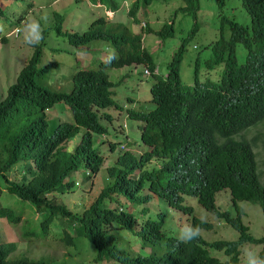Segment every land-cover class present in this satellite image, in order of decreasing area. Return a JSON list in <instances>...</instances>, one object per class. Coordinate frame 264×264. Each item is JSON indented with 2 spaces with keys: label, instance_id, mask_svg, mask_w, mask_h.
Returning <instances> with one entry per match:
<instances>
[{
  "label": "trees",
  "instance_id": "obj_1",
  "mask_svg": "<svg viewBox=\"0 0 264 264\" xmlns=\"http://www.w3.org/2000/svg\"><path fill=\"white\" fill-rule=\"evenodd\" d=\"M98 1L111 10L119 7L116 0ZM152 1H132L128 14L134 22H140L139 10ZM216 2L221 8L225 0ZM241 3L251 17V25L222 15L219 37L210 44L213 56L205 72L215 70L214 65L223 62V73L217 79L207 75L200 78L198 59L193 83L186 84L181 78L183 54L197 27L196 21L190 34L173 50L165 73L142 45V34L132 32L121 22H112L101 15L82 32L65 30L69 43L81 50L96 39L110 42L116 50L110 64L106 58L96 69L75 70L68 91L39 81L40 75L58 66V62L38 67L42 46L35 45L15 81L0 97V178L9 193L30 202L43 214L39 227L34 224L28 233L44 236L54 217L60 215L69 221L61 233L67 245L79 251L77 235H83L94 246L96 260L113 258L121 264H243L239 257V245L243 243H261L259 255L264 257V236H254L248 231V225L242 221L244 210L238 204L239 200L257 202L264 214V182L257 172L253 145L240 135L244 128L264 119V0H241ZM177 9L196 18L199 0H185ZM225 26L230 31L228 36L224 34ZM141 29L155 32L161 38L171 37L176 31L173 20L163 22L158 29L149 23ZM57 31L63 32L59 26ZM237 43L246 49L243 62L237 59ZM130 64H143L153 77L149 90L154 107L126 108L129 118L141 122L140 140L148 149L140 153L121 149L113 164L107 166L108 183L81 212L74 211L58 202L53 193L72 190L75 179L70 176L81 167L90 170L86 177L99 171L104 156L98 146L103 141L96 144L94 135L106 134L108 127L100 121L97 108L114 106L123 110L113 97L106 68ZM59 100L69 105L72 120L50 125L46 108ZM111 116L105 112L103 117L111 120ZM77 135L78 140L70 146L69 141ZM107 144L110 150L116 147L114 141ZM153 158L163 160L161 168L145 167ZM14 170L20 175L11 176ZM145 185L148 192L144 201L158 195L170 207L188 214L190 224L211 228V222L201 223L194 208L183 203L184 195L195 196L205 209L237 230L238 238L207 241L199 236L182 244L175 235L162 229L164 214L159 213L157 218H147L139 229L143 242L155 248L147 254L139 251L132 254L116 244L117 232L132 229L137 220L133 213L110 207L108 202L120 194L137 198ZM223 188L229 189L235 215L233 210H221L215 203V193ZM0 217L10 223L20 220V214L11 205L0 204ZM16 247L14 240L0 241V264H54L52 258L14 255ZM210 248L222 250L228 259L212 255Z\"/></svg>",
  "mask_w": 264,
  "mask_h": 264
},
{
  "label": "rangeland",
  "instance_id": "obj_2",
  "mask_svg": "<svg viewBox=\"0 0 264 264\" xmlns=\"http://www.w3.org/2000/svg\"><path fill=\"white\" fill-rule=\"evenodd\" d=\"M119 7L111 13L106 12L104 4L98 0H0L3 6V15L0 16V36L6 35L7 40L0 41V97L6 94L9 84L15 81L22 65L29 59L35 46L24 43L22 35L13 31L20 26L18 18H34L38 20L43 29L44 39L39 43L42 46V54L38 67L49 61L58 62V66L51 67L40 75L39 81L56 89L70 90L72 85V74L80 68H98L101 61L110 54H115L113 45L105 40L96 39L81 50L69 43L66 32H82L98 16L104 15L112 22H121L128 26L132 32L142 34V45L154 56L159 70L166 72V64L171 54L181 39L190 34L194 28V21L197 27L189 37L181 62V78L184 83L192 84L194 77L195 60L199 63V76H209L217 79L223 73L224 63L220 62L211 70L206 71V66L213 56L210 44L218 39L221 25V16L226 15L244 25H251V17L243 7L241 0H225L220 8L216 0H199V9L196 18L190 12L177 9L185 4V0H153L145 8L139 10L141 23H149L153 29H158L163 22L173 20L175 34L171 37L161 38L155 32H146L141 29V24L134 22L128 14V9L133 0H116ZM62 15V16H60ZM46 18V19H45ZM139 18V19H140ZM57 26L63 32L57 31ZM229 28L225 26L224 34L228 36ZM86 51V52H85ZM246 49L242 43L236 44V55L239 62L245 59ZM143 64H130L121 67L106 68L109 78L112 81L113 97L116 103L123 108L119 110L114 106L102 108L104 112L110 113L111 120L103 115L99 116L100 121L108 127L106 134H95V143L104 156L103 164L99 171L91 177H86V168L81 167L77 172L72 173L70 178L78 181L72 190L65 192H54L58 202L64 203L74 211L81 212L89 205L99 190L108 183L107 166L113 164L120 153V143L133 152H143L148 147L140 140L141 122L127 116L126 108L132 107L139 110H148L154 107L151 102L150 85L153 77L144 71ZM128 98L132 99L129 101ZM50 125L60 120H72V111L67 103L59 101L46 111ZM240 135L251 141L256 155L258 170L261 180L264 182V119L259 120L246 128ZM240 135H235L240 137ZM78 140V135L69 141L72 146ZM111 140L116 143L113 150L109 149L107 142ZM158 164L153 159L145 167L151 168ZM20 172L14 170L11 176H19ZM0 204L11 205L20 214L17 223H10L4 217H0V241H16L17 247L14 255H26L30 258H52L54 264L69 262L70 264H121L113 258L95 259V248L83 235H77L80 249H74L67 245L61 238L62 229L69 225L65 217L57 215L49 225L44 236L28 233L34 229V224L39 227V220L42 213L36 211L32 204L26 200H20L16 195L9 193L4 185V179L0 178ZM148 192L147 186L138 193L137 198L128 194H120L115 206L133 213L139 224L132 229H119L117 232L116 244L124 249L139 251L142 254L149 253L155 247L152 244H145L141 232V223L147 218H157L159 213L164 214L162 229L177 237L178 229L184 224H189L188 214L170 207L164 198L152 195L144 201V195ZM109 202V206H112ZM183 203L194 208V213L203 220L212 223L211 228H201V234L205 240L216 239L235 240L238 238V231L232 228L224 220L213 215L205 209L195 196L184 195ZM215 203L222 209L233 210L228 188L220 189L215 193ZM244 214L242 221L248 225V231L254 236H264V214L257 202L239 200ZM33 222V223H32ZM73 234L74 232L71 231ZM261 243H243L241 245V260L244 262L243 252L245 249L259 251ZM210 253L225 260L228 256L222 250L209 249ZM243 257V259H242Z\"/></svg>",
  "mask_w": 264,
  "mask_h": 264
},
{
  "label": "clouds",
  "instance_id": "obj_3",
  "mask_svg": "<svg viewBox=\"0 0 264 264\" xmlns=\"http://www.w3.org/2000/svg\"><path fill=\"white\" fill-rule=\"evenodd\" d=\"M104 8H105L106 12H108V13H111L112 11H116L118 9L117 8L116 10H111V9L106 8V6H104ZM18 20L21 23V25L19 27L16 26L13 31H15L18 34L22 35L23 41L27 45L35 46V45L38 44V46H41V44H39V43L44 39V36H43V29L41 27L40 22L38 20L34 19V18L25 19L24 16H20V18H18ZM141 20H142V18H140V22H137V23H140L141 26H143L142 23H141ZM146 23L144 24V26L146 25ZM3 40H7L6 35L0 36V41H3ZM114 59H115V55L114 54H110L107 57L106 63H109L110 64L112 62V60H114ZM49 62H51V61H49ZM49 62H47V63H49ZM24 64L22 65V67L24 66ZM144 71L146 73H150L147 68H145ZM59 101H62V100H59ZM59 101H57V102H59ZM57 102H55V103H57ZM53 105H51L50 107H52ZM50 107H47L46 108V111ZM104 113L105 112L103 111V109H99L98 110V108H97V114L98 115H103L104 116ZM119 148L120 149H128L124 143H120L119 144ZM153 159L158 160V164H155V167L161 168L162 167V164H163V160L157 159V158H153ZM256 161H257V159H256ZM256 168H257L258 174L260 175L259 170H258V164L256 165ZM85 173L86 174L90 173V170L88 169ZM75 184H78V181H75L74 185ZM74 185L71 188H73ZM119 196L117 198H113V199L110 200V201H113L111 207H115L114 203L119 200ZM109 202H108V206H109ZM117 207L119 208V210L123 209V208H120L119 206H117ZM188 219H189V224H184L183 226H181L178 229V233H177V239L182 244H187V243H190V242L198 239L199 236H200V234H201V228L198 225H192V224H190L191 222H190V216L189 215H188ZM144 221L142 223H144ZM200 222L201 223H204L205 221L203 220V218H201V221ZM138 224H139V222L137 221L136 224H135V226H137ZM140 227H141V225H140ZM200 237H202V236H200ZM239 250H241V246L240 245H239ZM259 251L257 252L254 249H245V251L243 252V256H244V262H243V264H264V257H261L259 255ZM239 257H241V253L239 254ZM227 259L228 258H226L225 260H227ZM242 259H243V257H242Z\"/></svg>",
  "mask_w": 264,
  "mask_h": 264
},
{
  "label": "crops",
  "instance_id": "obj_4",
  "mask_svg": "<svg viewBox=\"0 0 264 264\" xmlns=\"http://www.w3.org/2000/svg\"><path fill=\"white\" fill-rule=\"evenodd\" d=\"M157 70V69H156Z\"/></svg>",
  "mask_w": 264,
  "mask_h": 264
}]
</instances>
